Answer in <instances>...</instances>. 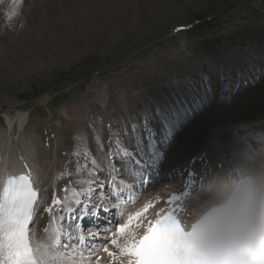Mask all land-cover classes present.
<instances>
[{"label": "rangeland", "instance_id": "obj_1", "mask_svg": "<svg viewBox=\"0 0 264 264\" xmlns=\"http://www.w3.org/2000/svg\"><path fill=\"white\" fill-rule=\"evenodd\" d=\"M74 2L73 10L67 15L77 25L74 30L52 32L59 16L51 11L43 14L40 25L34 27L40 38L38 42H30L23 48L12 42H0V133L6 130V117L22 113V130L19 131L17 123L7 135H13V142L19 136L27 146L33 143L36 156H32L48 171L52 166L54 170H64L63 179L68 184L70 179L77 185L97 189L95 186L102 184L104 175L113 174L115 165L130 166L131 159L140 152L151 164L148 188L161 185L162 175L178 169L174 168L172 160L180 158L184 152V143L179 138H190L188 130L180 125L176 126V130L181 131L179 136L169 131L170 123L192 106L189 103L206 99V103L217 104L229 98L218 106L224 110L220 113L228 114L237 110L235 106L231 109L233 98H237V102L242 100L241 92L250 80L255 83L246 94L264 91V55L260 60L257 53L259 47L264 49V0ZM252 37V43H246ZM52 38L59 44L55 51L49 44ZM244 61H250V65L243 68L241 62ZM167 66L182 69L184 74L180 72L173 81L161 79V85L163 81L168 82L164 84L165 106L161 108L145 97L157 82L148 80L146 86L139 85L145 77L164 72ZM260 69L259 79L255 81L252 74ZM135 83L139 85L133 86ZM177 83L180 86L177 87ZM92 92L97 93V100L91 97ZM234 93L238 94L234 96ZM183 96H187V102H179ZM135 97H143L139 105L148 106L143 107L145 112L135 106ZM111 100L120 105L119 111L107 106ZM176 100L178 109L172 111L170 102ZM76 111L83 113L74 114ZM261 118L245 125L247 128L226 127L227 133L247 137L250 144L264 154L263 136H257L259 133L252 130L255 126L264 128V118ZM76 120L83 128L87 145L81 140L83 135L77 137L68 133L72 130L71 122ZM146 129L153 132L146 135ZM250 129L252 134L248 133ZM109 139L115 145H107ZM104 144L109 148L103 150ZM148 149L152 152L146 153ZM90 153L100 154L98 165L89 164ZM155 161L159 165L157 171ZM197 166L192 168L195 174L201 171ZM175 173L170 181L181 183V176ZM201 175V179L195 177V181L211 192L214 186L207 185L208 175ZM203 179H207L206 182ZM58 184L56 182L55 187L60 186ZM39 209L33 227L37 229L44 222V229L51 235L55 217Z\"/></svg>", "mask_w": 264, "mask_h": 264}, {"label": "bare ground", "instance_id": "obj_2", "mask_svg": "<svg viewBox=\"0 0 264 264\" xmlns=\"http://www.w3.org/2000/svg\"><path fill=\"white\" fill-rule=\"evenodd\" d=\"M74 3V0H0V42H12L20 48L25 47V44L30 42H38L40 38L34 30V27L38 24L40 25L44 16L43 14H46V12L49 13L51 11L55 12L59 16V19L56 22L57 26L52 32L56 33L59 31L74 30L77 25H75L67 16L70 14L69 12L73 10L72 5H75ZM77 9L79 8L77 7ZM55 39L52 38L49 41V44L54 51L58 49L59 45ZM253 39V37L248 39L246 43H252ZM219 52L220 49H218L217 54H219ZM257 53L259 54V59L263 60L262 55H264V49L259 47ZM241 65L244 66L243 68L248 67V65H250V61L241 62ZM260 71L261 69L252 74L255 81L259 79ZM180 72H182V69H174L167 66L164 72L157 71L152 77H145V79H143L144 82L141 85L135 83L133 86L138 84L139 86L143 87L147 85L146 82L148 80L156 81L157 83L155 86L149 88V91L147 94H145V97H147L146 101H150V103L155 102L157 105H160L162 106L161 108H163V106H165L163 101L165 100V95L163 94L165 87L164 84H168V82L163 81L164 84L161 85L160 81L163 78H171L170 81H173L172 79H174L175 76L184 74L183 72L179 74ZM173 83L174 82H171V84ZM249 83L250 84L245 87L246 89L244 92H241V95H244L242 98L243 101L241 100L237 102L238 99L235 97L233 98L234 103H232L233 105L231 109L235 106V108H237L236 111L230 113L228 112V114L220 113L224 110H222L223 108L219 109L218 106L222 105V103L228 102L227 99L229 98H226V101H222L221 103L219 102L217 104L203 103L205 104L203 105L199 103L195 107L193 113L189 110H185L183 111L184 113L182 112L181 116L178 114L180 116V121L177 120L173 123H170L169 131H173L171 134L173 133L176 136L181 134V131H177L175 129L179 124L181 126L180 128H186V130H188L187 133L190 136L189 140L187 137L183 138V140L182 137L179 138V141H183L184 143V152L182 155H180V158L172 160L174 168H179L178 171L176 169V171L173 170V172H176L175 175L177 176L180 175L183 182L181 184H176L175 182L173 183L170 181V177L173 173L170 172V174L167 173L162 176L161 180H164V182L161 185L156 184L151 188L146 186L145 190L139 194L138 198H136L135 204L127 211L123 222L120 223V225H125L123 232L114 229L112 231L111 237H109V241L112 239L117 241L116 245H113L110 242L107 245L109 251L113 253V255L109 256L107 253L101 250L102 258L99 261H92V264H125L126 260H128L131 255H129L126 251H122V249L131 247L132 244L135 243L137 236L141 232H144L152 221L168 212H172L185 225L186 223L190 222L195 212L200 210L206 204V202L213 198L216 188L222 180L239 177L242 174L240 170L246 171L248 168L264 162V154L259 153L257 151V147L254 148L250 144V139L247 137H239V135H235L234 133L229 135L227 133L228 129L226 128H238L239 126L242 128H247L245 125L259 120L260 116L262 117L261 119L264 118V91L260 92V94H246V90L255 82L249 81ZM175 85L178 87L180 86V83ZM223 87L224 86L222 85V88ZM236 94L238 93H234V96ZM91 95L94 100L98 99L96 92H92ZM134 99L135 106L139 107L140 110L145 112L143 107L148 108V106L139 105L142 104L141 101L143 100V97H135ZM173 103L170 102L171 106H173L172 109L176 111L177 107L175 106L178 104L176 102ZM107 106L111 109H116V111H119L120 108V105H116L112 102V100L111 104ZM81 113L83 112L76 111L74 114ZM6 121L11 129L10 132H8L7 129L4 130V133L2 131V133H0V177L4 178L5 176L10 175L11 172L23 170V168L26 167L25 170L30 169L32 170V175L34 173V181L40 194L38 207H40V203L43 201V198L46 194L51 199L49 204L45 205L44 203V205H42L44 206L45 214H52L53 209L60 206H52V201L55 198H66L64 199L63 204L70 205L72 202L71 198L73 196L72 190L74 189V185L72 186L71 183L68 184L67 181H65L62 186L55 188L56 181L65 175V171H57L52 169L53 167L50 168L49 171L46 168L43 170L42 166H38L37 168L34 167L33 161L35 162V160L30 157L31 154L34 155L33 152L35 148L33 143H30V145L27 146L21 141L23 137L19 136H16V141L13 142L11 138L13 135H11V137L7 135L8 133L11 134V131L14 129L17 123V128L19 131L22 130L21 124L24 121L23 114L17 113L15 117H6ZM71 123L72 130L68 132L69 135H74L77 137L82 136L83 128L78 126V121L76 120ZM253 129L255 132L252 131ZM252 130L248 133H259L257 136H263L261 142V144H263L264 128L261 126H255L252 128ZM149 132L150 131H148V133ZM19 138V142L21 141L20 143L17 141ZM85 138L83 135L81 140L84 142V145H87V143H85ZM111 143L113 144L115 142L110 139L108 144L111 145ZM12 147L17 148L15 155L10 151ZM92 148V150H95L94 144H92ZM106 148L107 147L104 146L103 150ZM72 150L76 151L74 149ZM98 153H90V155H88L89 164H92V166L98 165L101 162V156L99 157L100 154ZM46 158H48V156ZM185 160L187 163L184 162ZM239 164L240 168L236 170ZM197 165L200 166L201 171L195 175L198 177L201 174L208 175L209 185L214 186V189H211V192H207V190L204 189L202 185L193 181L194 177L188 176L189 172L193 170L192 168ZM46 166L49 168L50 165L47 163ZM115 177H117V175L111 176L113 181ZM206 180L207 179L204 181L206 182ZM78 185L82 188L85 186L80 184ZM103 193L109 196L106 191H103ZM95 194L96 192H90L89 195L94 196ZM176 196L177 199L174 200ZM168 199L170 200L168 201ZM48 208H52V211H47ZM137 213H139V215H137ZM59 215L60 214H57V221H59ZM54 216H56V212ZM129 216L132 217L131 221L129 220ZM82 224H84V221H82ZM44 225L45 224L42 223L37 227V229H34L32 226L30 228L33 247L36 250V257L43 261L44 264H59L50 257V244L53 240L46 239L47 235L45 233H47V231H45ZM36 230L38 231L36 232ZM85 231L87 233L94 232L95 230L90 229V227H86ZM39 237L41 239L40 241Z\"/></svg>", "mask_w": 264, "mask_h": 264}, {"label": "snow or ice", "instance_id": "obj_3", "mask_svg": "<svg viewBox=\"0 0 264 264\" xmlns=\"http://www.w3.org/2000/svg\"><path fill=\"white\" fill-rule=\"evenodd\" d=\"M128 153L126 152L125 155ZM118 171V169H117ZM26 177L9 180L8 186L0 194V264H41L36 257V250L30 245L29 224L33 217L40 211L36 197L37 193L30 184H25ZM103 187V185H98ZM73 195L83 194L85 199H96L98 204L89 205L85 201L76 199V207H60L57 209L59 220L62 222L63 235L67 239H56L52 245L57 252H64L63 256H54V261H62L63 264H92L97 259L99 251L112 256L113 253L107 247L110 242L117 244L115 239L109 241L110 231L108 225L113 222L107 204L109 197L101 192L95 197H90L89 192L95 189L83 188L78 193L72 190ZM112 195L119 193L113 188ZM66 198H55L52 206L62 205ZM34 205H36L34 207ZM147 207V206H146ZM100 209L106 215L101 217L97 213ZM47 211L51 212L52 208ZM139 215V213H137ZM132 217L129 216L131 221ZM107 220V224L96 227V230L85 237L77 234L86 223L96 224L97 221ZM125 225H120L119 231L123 232ZM98 242V243H97ZM79 249V252H77ZM129 255L137 258L136 264H197L190 246L188 233L180 226L179 221L171 214L163 219L155 221L153 227H149L147 233L131 247L122 249ZM76 253V255H72Z\"/></svg>", "mask_w": 264, "mask_h": 264}, {"label": "clouds", "instance_id": "obj_4", "mask_svg": "<svg viewBox=\"0 0 264 264\" xmlns=\"http://www.w3.org/2000/svg\"><path fill=\"white\" fill-rule=\"evenodd\" d=\"M184 230L197 264H264V162L222 180Z\"/></svg>", "mask_w": 264, "mask_h": 264}]
</instances>
